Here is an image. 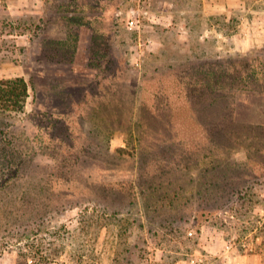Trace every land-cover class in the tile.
<instances>
[{
  "label": "rangeland",
  "instance_id": "obj_1",
  "mask_svg": "<svg viewBox=\"0 0 264 264\" xmlns=\"http://www.w3.org/2000/svg\"><path fill=\"white\" fill-rule=\"evenodd\" d=\"M16 77L0 264H264V0H0Z\"/></svg>",
  "mask_w": 264,
  "mask_h": 264
},
{
  "label": "trees",
  "instance_id": "obj_2",
  "mask_svg": "<svg viewBox=\"0 0 264 264\" xmlns=\"http://www.w3.org/2000/svg\"><path fill=\"white\" fill-rule=\"evenodd\" d=\"M224 68L217 69V71L211 67H208L206 70H201L200 73L205 72L207 76H210L211 80L204 85L203 83H191L188 88L189 94L201 100L207 97L212 98L214 91L225 87L229 81L232 83L239 81L238 79L240 77L229 76ZM196 74L199 75L198 73ZM27 94L28 85L23 77L0 81V111L21 112L24 108ZM222 120H224V118L218 120V123H214L212 131L225 133L228 130V128L224 126Z\"/></svg>",
  "mask_w": 264,
  "mask_h": 264
},
{
  "label": "built area",
  "instance_id": "obj_3",
  "mask_svg": "<svg viewBox=\"0 0 264 264\" xmlns=\"http://www.w3.org/2000/svg\"><path fill=\"white\" fill-rule=\"evenodd\" d=\"M137 21L135 20V19H131L129 22H128V24L130 25V26H137V23H136Z\"/></svg>",
  "mask_w": 264,
  "mask_h": 264
}]
</instances>
